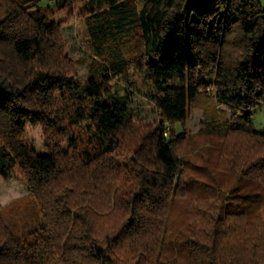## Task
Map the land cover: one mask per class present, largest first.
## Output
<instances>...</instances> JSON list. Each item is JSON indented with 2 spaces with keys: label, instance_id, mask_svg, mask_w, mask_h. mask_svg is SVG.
<instances>
[{
  "label": "trees",
  "instance_id": "obj_1",
  "mask_svg": "<svg viewBox=\"0 0 264 264\" xmlns=\"http://www.w3.org/2000/svg\"><path fill=\"white\" fill-rule=\"evenodd\" d=\"M40 2L0 0V179L36 199L45 225L38 246L0 223V264H264V128L251 125L264 102V0ZM57 12L75 14L101 62L83 85ZM137 76L156 117L115 166L134 123L120 91ZM192 106L197 135L221 140L213 169L201 150L182 152ZM36 123L43 154L22 143ZM75 128L98 153L77 152Z\"/></svg>",
  "mask_w": 264,
  "mask_h": 264
},
{
  "label": "rangeland",
  "instance_id": "obj_2",
  "mask_svg": "<svg viewBox=\"0 0 264 264\" xmlns=\"http://www.w3.org/2000/svg\"><path fill=\"white\" fill-rule=\"evenodd\" d=\"M39 6L43 8L46 6L55 7V0H41ZM54 18L62 24L59 27V36L62 43L63 56L67 59L70 69L74 70V80L83 85L87 79L96 73L101 62L99 59L95 60L89 55L85 42L86 29L82 28L75 14L67 15L64 12H57ZM134 79L130 80L131 83L122 84L120 91L121 95L128 98V105L132 111L134 123L124 134L122 142L124 148L114 156L116 158L115 166L116 164L121 167L125 165L131 149L136 144L140 130L142 131V127L152 124L156 117V107L150 98V86L142 76H137ZM198 81L200 83L212 82L213 77L199 76ZM220 108L224 109V107ZM187 115L183 128L191 138L189 144L183 145L182 152L184 154H187V152L191 153L193 148L194 150H201L200 153H203L204 156L200 161L205 162H202V164H206L205 166L213 169L218 154L215 147H218L221 140L215 137H199L197 135L199 126L204 120L203 111L199 107L192 106L187 111ZM251 125L255 129L264 128V102L253 110ZM174 129L177 133L182 130L180 125L174 126ZM72 133L76 150L82 157L93 156L99 152L100 147L97 141L89 132L86 133L84 128H75ZM22 143L34 148L37 153L43 154L47 152L44 147L42 127L37 123L26 127ZM227 176L226 180L233 181L230 175ZM182 212L183 206L177 205L173 208L170 222L167 225L168 230L178 227L182 221ZM0 223L21 241H26L28 244L32 242L39 246L40 232L45 227L43 214L40 212L36 199L15 180L5 181L0 179Z\"/></svg>",
  "mask_w": 264,
  "mask_h": 264
}]
</instances>
